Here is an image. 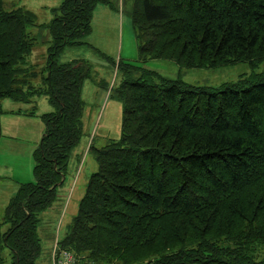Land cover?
I'll list each match as a JSON object with an SVG mask.
<instances>
[{"label": "trees", "instance_id": "1", "mask_svg": "<svg viewBox=\"0 0 264 264\" xmlns=\"http://www.w3.org/2000/svg\"><path fill=\"white\" fill-rule=\"evenodd\" d=\"M98 4L117 9L119 0H62L53 9L44 76L28 64L35 44L28 27L44 25L0 0V117L4 98L35 103L44 96L52 107L41 116L35 182L19 185L0 221V264H37L38 216L56 200L82 137V88L90 74L88 64L58 56L87 44ZM130 5L139 60L111 61L120 76L112 90L122 104L121 136L90 147L98 170L58 245L87 264H264V72L214 89L143 65L263 61L264 0Z\"/></svg>", "mask_w": 264, "mask_h": 264}, {"label": "rangeland", "instance_id": "2", "mask_svg": "<svg viewBox=\"0 0 264 264\" xmlns=\"http://www.w3.org/2000/svg\"><path fill=\"white\" fill-rule=\"evenodd\" d=\"M7 10L24 7L36 15L38 24L51 21L56 15L48 8L56 7L62 0H2ZM44 2L49 7H43ZM40 4V5H39ZM105 5V4H104ZM105 10L95 8L92 21V31L83 38L86 45L67 47L58 56L59 62L83 61L90 66V74L84 81L82 100L84 102L82 112V140L79 147L72 153L66 171V182L63 184L62 207L54 215L45 216L44 212L38 216V233L40 236L41 253L37 264H49L48 247L49 234L52 237L62 238L68 230L78 212V206L84 197L90 176L98 170V164L91 150L86 152L90 145L95 148L103 147L109 140H118L122 128V104L111 91L120 81V76L115 73L111 61H138L139 49L135 38L132 19L129 15L130 3H126L123 9H112L107 5ZM28 31L35 36V45L32 54L28 57V64L36 65V69L45 76V62L51 36L45 26H29ZM147 69L158 72L168 79H181L184 82L206 86L214 89L224 84L240 83L255 79L264 72V60L249 63L239 61L229 63L216 68H181L172 61L164 59H152L143 64ZM42 67V68H41ZM40 78L33 80L37 85ZM35 115L30 118H16L15 124L8 128L7 123L12 116L3 113L0 117L1 133L9 137L0 138V170L6 173L11 171L21 172L26 182L35 180L34 176V151L38 147L44 133L42 114L52 110L44 96L35 97ZM2 102L20 107L22 110H30L34 104L14 102L4 98ZM9 105H6L5 111ZM4 112V111H3ZM24 112V111H23ZM26 115H29L26 113ZM88 146V147H87ZM87 147V148H86ZM86 148V149H85ZM77 166V167H76ZM14 179L13 177H10ZM59 190V188L57 189ZM12 188L6 181H0V221L7 206L6 200ZM16 193V192H15ZM54 215V217H53ZM62 216V218H61ZM61 219V221H60ZM2 226V230L5 229ZM256 255L261 252L257 251ZM7 255V250L5 251Z\"/></svg>", "mask_w": 264, "mask_h": 264}, {"label": "crops", "instance_id": "3", "mask_svg": "<svg viewBox=\"0 0 264 264\" xmlns=\"http://www.w3.org/2000/svg\"><path fill=\"white\" fill-rule=\"evenodd\" d=\"M126 3H130V0H123V2H122V5H123V8H124V6H125V4ZM40 4H43V7H45V8H48L49 6L47 5V4H45L44 2H42L41 1V3ZM39 4V5H40ZM60 5H58V6H56V7H50V8H48V11H53V9H57L58 7H59ZM103 6H105L104 4H98L97 6H96V8L98 7V9L100 8V10H105L104 9V7ZM120 7H121V5H120ZM130 9H131V5H130ZM130 9H129V15H131L130 14ZM94 12V11H93ZM93 18H94V13H93V15H92V21H93ZM92 21H91V24H92ZM92 31V30H91ZM91 33V32H90ZM65 63V62H64ZM82 92H83V88H82ZM30 104H34V103H30ZM36 104V103H35ZM34 104V105H35ZM6 105H9V103H6V102H2V109H3V113H5V114H9L10 116H12V119H10L9 121H8V123H7V127L8 128H10V127H12L14 124H15V122H16V118H24V119H26V118H30L31 117V115H35L34 114V111H35V108H36V106H35V108H34V110H33V107L34 106H31V108H30V110H22L20 107H18V108H14V106L13 105H9V107L10 108H8V110H6L5 111V107H6ZM24 111V112H23ZM2 113V114H3ZM26 113H28L29 115H26ZM1 119H2V116H1ZM1 126H2V122H1ZM2 136L3 137H9L8 135H6V134H4L3 133V127H2ZM81 140H82V138H81ZM81 140H80V142H79V144L73 149V151H72V153H75V150L79 147V145H80V143H81ZM88 147V146H87ZM86 147V148H87ZM85 148V149H86ZM37 149V148H36ZM35 149V150H36ZM87 150V149H86ZM71 156H72V154H71ZM70 156V157H71ZM69 161H70V158H69ZM69 161H68V163H69ZM77 167V166H76ZM10 177H13L14 179H12V178H10ZM23 177H25V175H23L21 172H17V171H11L10 173H6V171L5 170H0V181L2 180V181H6L7 182V184H9V186L12 188V191L10 192V194L8 195V198H7V200H6V203H7V201L8 200H10L16 193L15 192H17L18 191V188H19V185L20 184H23V183H26V181L27 180H25ZM31 182H32V180H31ZM66 182V179H65V181H64V183ZM63 183V184H64ZM58 189V188H57ZM62 190H63V185L62 186H60L59 187V190H57V197H56V200L52 203V206L50 207V208H48L46 211H44V214H45V216H48L50 213H53L54 215H57L56 213H58V211L61 209V207H62V203H63V201H62V199H63V197H64V194H63V192H62ZM9 202V201H8ZM62 202V203H61ZM8 204V203H7ZM43 213V212H42ZM54 215H53V217H54ZM61 218H62V216H61ZM60 221H61V219H60ZM49 240H50V244H49V247H48V255H49V264H51V254H50V252H51V250L53 249V245H54V241H55V239L56 238H54V237H52V232H50V234H49Z\"/></svg>", "mask_w": 264, "mask_h": 264}, {"label": "built area", "instance_id": "4", "mask_svg": "<svg viewBox=\"0 0 264 264\" xmlns=\"http://www.w3.org/2000/svg\"><path fill=\"white\" fill-rule=\"evenodd\" d=\"M58 264H75V260L71 254L64 253L58 260Z\"/></svg>", "mask_w": 264, "mask_h": 264}, {"label": "water", "instance_id": "5", "mask_svg": "<svg viewBox=\"0 0 264 264\" xmlns=\"http://www.w3.org/2000/svg\"><path fill=\"white\" fill-rule=\"evenodd\" d=\"M64 179V178H63Z\"/></svg>", "mask_w": 264, "mask_h": 264}]
</instances>
